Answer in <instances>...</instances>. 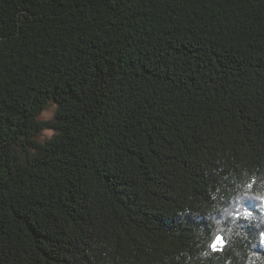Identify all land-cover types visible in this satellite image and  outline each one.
<instances>
[{
	"label": "trees",
	"instance_id": "1",
	"mask_svg": "<svg viewBox=\"0 0 264 264\" xmlns=\"http://www.w3.org/2000/svg\"><path fill=\"white\" fill-rule=\"evenodd\" d=\"M260 180L264 0H0V264H240Z\"/></svg>",
	"mask_w": 264,
	"mask_h": 264
},
{
	"label": "clouds",
	"instance_id": "2",
	"mask_svg": "<svg viewBox=\"0 0 264 264\" xmlns=\"http://www.w3.org/2000/svg\"><path fill=\"white\" fill-rule=\"evenodd\" d=\"M253 182L247 183L230 198L221 195L219 189L210 194V199L214 202V212L210 214L213 228L209 235L217 242V248L214 249L212 243H209L208 248L200 253L201 257L208 258L212 253L222 251L226 244H230L234 239L240 238L248 240L251 245L247 249V260H243L241 253L238 250L236 251L235 255L240 258V264H264V255L254 252L257 244L264 246V237L260 235L258 241L252 242L247 232L237 223L239 219H243L255 224L258 229H264V180L259 181L256 191L252 190ZM245 198L258 202L256 212L249 210L244 205L243 201ZM232 204H235L236 211L229 210V206ZM218 237L223 240L222 246L217 240ZM225 264H233L231 258L227 259Z\"/></svg>",
	"mask_w": 264,
	"mask_h": 264
},
{
	"label": "rangeland",
	"instance_id": "3",
	"mask_svg": "<svg viewBox=\"0 0 264 264\" xmlns=\"http://www.w3.org/2000/svg\"><path fill=\"white\" fill-rule=\"evenodd\" d=\"M55 112V107L50 105L46 110L43 111V113L40 116V120H47L49 118H52ZM52 136V132L50 130L44 131L39 137L38 141L43 142L45 139Z\"/></svg>",
	"mask_w": 264,
	"mask_h": 264
},
{
	"label": "snow or ice",
	"instance_id": "4",
	"mask_svg": "<svg viewBox=\"0 0 264 264\" xmlns=\"http://www.w3.org/2000/svg\"><path fill=\"white\" fill-rule=\"evenodd\" d=\"M249 187H251V185H249ZM261 237H264V233H261ZM217 240H219V242H220V245L222 246L223 245V240L221 239V238H217ZM212 245H213V248L215 249V248H217V242L216 241H214L213 243H212Z\"/></svg>",
	"mask_w": 264,
	"mask_h": 264
}]
</instances>
